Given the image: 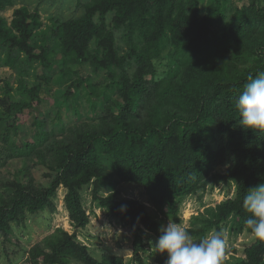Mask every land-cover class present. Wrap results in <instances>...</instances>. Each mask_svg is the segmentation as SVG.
<instances>
[{
    "label": "trees",
    "instance_id": "1",
    "mask_svg": "<svg viewBox=\"0 0 264 264\" xmlns=\"http://www.w3.org/2000/svg\"><path fill=\"white\" fill-rule=\"evenodd\" d=\"M6 2L11 0H0V9ZM204 2L89 0L81 18L60 26L64 56L73 61H64L57 71L50 69L53 52L44 48L35 55L39 43L27 44L31 24L38 19L26 6L16 9L10 24L0 16V40L25 50L19 71L37 77L19 80L17 88L8 84L1 99L3 242L12 243L14 222L54 209L60 187L66 189L72 223L85 226L89 217L81 191L93 185L94 201L131 231L137 254L145 249L141 226L159 235L167 220L181 221L187 197L220 180H236V196L218 205L195 234L202 238L211 228L222 232L224 224L251 233L244 223L250 214L243 198L264 180V130L240 127L234 103L249 76L264 71V4ZM111 11L114 26L125 28L124 53H119L106 24ZM19 51L7 54L6 62L15 65ZM34 63L44 66L41 75L31 74ZM83 64H90L94 73L106 71V80L98 85L80 75L76 66ZM52 80L64 89L63 98L53 99L59 107L56 115H37L28 126L22 115L42 104L43 85ZM83 101L89 109H81ZM26 128L31 136L17 138ZM34 157L51 170L47 184H40L32 173ZM14 160L21 165L12 178H5L3 170ZM223 165L225 174L218 171ZM110 172L116 183L111 194L102 196L99 189L107 184ZM121 182L141 186L162 220L138 199H118L115 185ZM245 255L243 264H264V240L255 238L245 247ZM166 257L157 253L155 262L164 264ZM28 259L30 264H126L110 251L101 257L90 254L76 235L64 230L35 243ZM136 264L146 261L140 256Z\"/></svg>",
    "mask_w": 264,
    "mask_h": 264
},
{
    "label": "rangeland",
    "instance_id": "2",
    "mask_svg": "<svg viewBox=\"0 0 264 264\" xmlns=\"http://www.w3.org/2000/svg\"><path fill=\"white\" fill-rule=\"evenodd\" d=\"M208 1L210 0H205L204 5ZM249 1L250 0H229V5L241 6L245 3H249ZM88 2L89 0H11L9 3L6 2V5L0 9V16L10 24L12 19H14L16 9L26 6L29 12L38 19L36 24H31V33L27 40V44L32 46L37 42L39 43L34 51L35 55H40L44 48L50 53L53 52L52 61L49 63L51 64L50 69L57 71L62 67L61 63L63 64L64 61H73L70 57L66 59L64 56L63 44H61V37L63 34L60 26L62 23L75 21L81 18L85 13L84 6ZM261 2L264 4V0H261ZM113 17V11L107 12L105 17L106 24L110 26L109 28L115 36V42L119 53H124L126 50L125 40L123 38L125 28L124 26L116 28L113 24ZM94 19H97V15L94 16ZM0 44L3 46L0 48V57L2 60L0 64L1 111V99L6 94L8 84L17 88L19 86V80L34 81L37 77L28 78L25 73L23 74L19 71L21 60H23L25 56V50L23 51L22 48L12 46V42L6 44L3 40H0ZM17 50L21 51H19L18 58L15 59L16 64L12 65L6 62L8 60L7 54H12L13 51ZM28 65L29 63L26 62L25 66ZM158 67L162 70L159 64ZM76 68L80 75L88 77V79L96 82L98 85L106 80V71L94 73L90 64L78 65ZM44 69L43 65L34 63L30 72L38 76V74L41 75L45 71ZM63 91L64 89L58 86L55 80H52L50 85H43V90L41 92L42 104L32 111L26 110L25 114L22 115L24 122H27L29 126L33 117L37 115H48L49 112L53 116L56 115V111L59 107L54 105L53 99L63 98ZM80 97H78L77 103H80V100H82ZM93 98H95V96ZM70 104L72 106L75 102L72 100ZM82 105L83 107L81 109L85 110V108H90L86 105L85 101H83ZM63 114L65 117H69L66 110H63ZM71 118L73 119L74 116H71ZM56 122L57 120H55L54 123ZM29 134L31 136V132L26 128L20 133V137L17 138L24 139L25 136L30 137ZM20 165V160L12 161L4 168V177L12 178L14 170L19 168ZM30 166L32 168V173L40 184H47L51 180V170H49L46 165H38L36 157L32 159ZM218 171L225 174L227 172L226 166H221ZM109 175L111 176L104 180L107 184L99 189V194L102 196H108L113 192L112 184L116 183L115 176L112 175L111 172ZM261 183H264V180L259 181L256 185ZM115 192L118 199H138L144 202L150 212L157 217V220H162V216L157 215L155 208L147 202V195L144 189L138 184L129 182L118 183L115 185ZM81 193L83 205L89 217V222L85 226L76 228L72 223L65 206L66 189L60 187L53 198L54 209L37 216H28L25 221H22L20 224L13 223V233L10 235L11 240H13L12 243L3 242L6 234L0 232V264H30L28 257L31 247L47 237L56 235L61 230L71 235H76L77 240L87 247L88 252L94 256L101 257L104 253L110 251L121 255L126 264H136V258L140 256L144 258L146 264H157L155 262L157 252L152 246L151 241H154L158 235L141 226V240L145 249L139 250L136 254L134 251V235L123 225L120 219L105 210V208L99 206L97 201H94L93 185L84 187ZM236 193V180L211 182L183 201L181 206V221L175 223L185 227L191 232L190 234L194 241L199 242L201 238H198L195 234L196 229L203 225V220L205 218L211 217L212 211L216 209L218 205L235 197ZM169 221L174 222L167 220L164 222V225H167ZM214 230L215 229L212 228L207 230L203 237ZM221 230L225 240V249L220 264H243V260L246 258L245 247L254 241V236L246 231L238 232V230L232 228L230 224H224Z\"/></svg>",
    "mask_w": 264,
    "mask_h": 264
},
{
    "label": "clouds",
    "instance_id": "3",
    "mask_svg": "<svg viewBox=\"0 0 264 264\" xmlns=\"http://www.w3.org/2000/svg\"><path fill=\"white\" fill-rule=\"evenodd\" d=\"M234 107L240 127L264 130V71L249 76ZM243 207L250 214L244 221L246 229L255 238L264 240V183L248 189ZM158 232L151 242L157 253L167 254L164 264H220L225 249L222 232L214 230L196 242L185 227L170 221L160 226Z\"/></svg>",
    "mask_w": 264,
    "mask_h": 264
}]
</instances>
